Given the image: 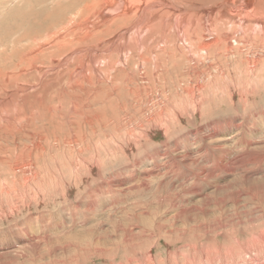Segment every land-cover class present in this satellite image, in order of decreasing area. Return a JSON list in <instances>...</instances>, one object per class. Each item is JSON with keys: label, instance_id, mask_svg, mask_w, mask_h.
<instances>
[{"label": "rangeland", "instance_id": "obj_1", "mask_svg": "<svg viewBox=\"0 0 264 264\" xmlns=\"http://www.w3.org/2000/svg\"><path fill=\"white\" fill-rule=\"evenodd\" d=\"M20 3L0 0L6 51L16 30L8 14ZM222 63L211 69L215 85L205 72L185 81L204 88L191 102L176 96L181 82L167 86V100L157 91L149 101L114 98L121 109L106 110L108 121L100 112L85 124L64 114L63 125H18L5 144L32 155L17 163V199L0 198V264H264V82L247 90L244 74ZM8 169L0 183H12ZM28 177L37 179L23 188ZM25 233L33 245L18 243L30 241Z\"/></svg>", "mask_w": 264, "mask_h": 264}, {"label": "bare ground", "instance_id": "obj_2", "mask_svg": "<svg viewBox=\"0 0 264 264\" xmlns=\"http://www.w3.org/2000/svg\"><path fill=\"white\" fill-rule=\"evenodd\" d=\"M20 1L19 6L11 8L8 14L15 17L16 28L11 48L6 51L0 45V170L6 165L13 176L10 185L0 183V198L5 195L14 200L20 186L15 178L17 163L27 153L32 155L30 149L27 152L25 148L20 151V156L17 147L5 144L24 120L29 121L26 127L35 122L44 127L45 122L56 123V119L63 125L62 115L67 114L73 118L77 116L79 122L85 124L89 118L87 114H94L96 118L95 113H106L108 109L116 112L115 107L121 109L114 103L117 100L114 98H120V95L125 97L133 93L138 99V93L147 99L157 91L166 99L167 86L172 85L170 88L174 90L181 82L187 87L183 92L177 89L176 96L191 102L197 91L204 88L200 85L193 88L185 81L201 78L204 72L211 76V69L222 68V62L233 63V67L244 74L246 88L264 82V75L261 76L264 71V0ZM4 7L10 8L5 4ZM219 73L225 79L224 72ZM216 77L214 74L209 78L215 80L213 85L217 84ZM128 102L130 108L133 107L134 102ZM135 104L138 103L135 101ZM171 104H167L170 109ZM163 111L167 109L160 112L161 116ZM105 113L104 119L108 121ZM131 132L134 131L131 130L128 136H133ZM33 179L37 178H24L23 188L33 186ZM10 203L14 204L13 201ZM25 235L30 241L21 236L22 241L18 243L33 245L30 235Z\"/></svg>", "mask_w": 264, "mask_h": 264}]
</instances>
